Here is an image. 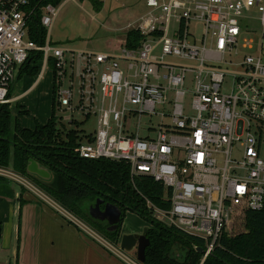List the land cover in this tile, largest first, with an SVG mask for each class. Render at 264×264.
I'll list each match as a JSON object with an SVG mask.
<instances>
[{"label":"built area","instance_id":"obj_1","mask_svg":"<svg viewBox=\"0 0 264 264\" xmlns=\"http://www.w3.org/2000/svg\"><path fill=\"white\" fill-rule=\"evenodd\" d=\"M145 16L131 29L142 39L136 48L124 41L118 54L68 50L52 45L58 10L41 8L45 43L28 38L36 6L32 0H0V105L27 61L40 53L37 83L51 67L59 111L96 119L92 134L75 149L79 158L125 162L130 177L145 176L162 186L161 208L149 200L152 218L167 227L205 241L204 258L223 235L237 234L245 211L264 208V34L260 55L245 56L243 72H229L241 33L239 19L252 10L264 28V0H144ZM190 23L202 25L197 40ZM176 27L171 30V25ZM172 33V34H171ZM170 57L182 64L165 63ZM191 89H186V75ZM80 80L73 105V79ZM226 76L228 89H222ZM191 95L190 117L183 108ZM166 109V112L159 111ZM144 115L162 120L153 137L126 127ZM237 155L238 157H235ZM0 178L15 183L52 207L76 228L110 249L126 264L136 257L114 246L56 202L28 178L0 167ZM37 191V193L35 192Z\"/></svg>","mask_w":264,"mask_h":264},{"label":"trees","instance_id":"obj_2","mask_svg":"<svg viewBox=\"0 0 264 264\" xmlns=\"http://www.w3.org/2000/svg\"><path fill=\"white\" fill-rule=\"evenodd\" d=\"M64 1L32 0L37 11L28 28V38L32 42L39 46L45 43L46 31L40 24L41 8L46 5L57 8ZM80 1L89 2L95 11L102 8L99 0ZM141 39L139 31L129 30L125 34L124 46L136 48ZM41 58L40 53L30 57L18 78L25 74L35 75L39 67L33 68L32 65L38 64ZM82 140L79 133L59 125L53 115L44 125L36 124L33 130L24 129L12 119L10 105H0V167L9 168V154L13 148L14 171L31 180L50 199L114 246L119 244L120 224L125 212L135 213L147 221L150 224L146 233L149 246L142 264H264V208L245 211L239 228L242 230L221 236L204 258V251L201 254L196 252V248L205 249L203 239L167 227L152 218L146 200L161 208L169 207L162 202L164 190L160 184L145 176L131 178L125 162L79 158L75 149ZM29 159L48 168L53 174L52 181L44 183L27 175ZM0 182L5 179L0 178ZM97 200L120 209L121 219L115 231H108L106 223L90 217L89 207Z\"/></svg>","mask_w":264,"mask_h":264},{"label":"rangeland","instance_id":"obj_3","mask_svg":"<svg viewBox=\"0 0 264 264\" xmlns=\"http://www.w3.org/2000/svg\"><path fill=\"white\" fill-rule=\"evenodd\" d=\"M58 13L53 23L50 38L52 45H63L65 49L93 52V53H116L120 49V43L125 39L127 27L138 20L147 9L143 0H111L106 9L95 11L91 4L87 1L67 0L57 7ZM241 33L238 38V48L230 58L232 66H229L228 71L234 73L243 72L240 66L242 59L245 56L258 57L260 55L259 45L262 41L264 28L260 22V16L254 10L243 13L239 19ZM176 25H171V30ZM189 31L194 37L199 40L202 37V25L200 23H190ZM172 34V33H171ZM264 44V42H263ZM264 49V45H263ZM165 63L182 64L177 59L166 57ZM40 66V63L32 65L33 68ZM39 72V71H38ZM38 72L33 75H22L14 84L11 97H15L27 90L34 84L38 77ZM17 77L18 71L16 72ZM192 74L186 75V89H191L189 80ZM231 77L226 76L222 85V89H228L231 84ZM80 80L75 76L73 79V105L77 103ZM26 95L12 101L10 105V114L12 119H16L19 125L28 130H33L36 124L44 125L52 115L57 120L58 124L63 125L66 130H74L79 134H92L96 128V119L91 116L86 120L82 115L73 114L72 121L69 124L64 120V117L69 116L67 111H59L56 103L53 110V78L51 67L45 71L41 79L36 83ZM191 95L188 94L183 104L185 113L190 117L194 113L190 109ZM159 111L166 112L167 110L159 108ZM162 118L157 115L150 117L144 115L141 118L135 119L133 123H127L126 127L134 132L138 131L141 137H153L156 131H149L151 126L157 129ZM264 151V150H263ZM14 149H10L9 168L14 167ZM235 157H238L235 155ZM6 182H9L5 180ZM37 193V191H35ZM32 194V193H31ZM33 195V194H32ZM231 229L239 228L237 217L233 219ZM150 224L130 211L125 212L120 224V234H141L143 229L149 228ZM238 228V229H239ZM240 230V229H239ZM129 254V253H128ZM130 256L135 258V253Z\"/></svg>","mask_w":264,"mask_h":264},{"label":"crops","instance_id":"obj_4","mask_svg":"<svg viewBox=\"0 0 264 264\" xmlns=\"http://www.w3.org/2000/svg\"><path fill=\"white\" fill-rule=\"evenodd\" d=\"M99 1L102 3V10L111 2ZM146 13L130 24L127 31ZM118 53L119 51L109 54ZM36 85L32 84L23 93L11 97V100L26 95ZM0 264L126 263L30 192L15 183L5 181L0 182Z\"/></svg>","mask_w":264,"mask_h":264},{"label":"water","instance_id":"obj_5","mask_svg":"<svg viewBox=\"0 0 264 264\" xmlns=\"http://www.w3.org/2000/svg\"><path fill=\"white\" fill-rule=\"evenodd\" d=\"M26 173L44 183H49L53 179L52 172L34 159L28 160ZM89 215L94 220L105 222L109 226L108 231L111 232L118 228L121 219L120 209L111 203H104L103 200H97L94 206L89 207ZM146 233L147 228L143 229L141 234H124L119 238V248L129 254L134 252L140 264L144 262L145 250L149 246ZM196 252L201 254L203 250L196 248Z\"/></svg>","mask_w":264,"mask_h":264},{"label":"flooded vegetation","instance_id":"obj_6","mask_svg":"<svg viewBox=\"0 0 264 264\" xmlns=\"http://www.w3.org/2000/svg\"><path fill=\"white\" fill-rule=\"evenodd\" d=\"M103 209V208H102ZM105 223V222H104ZM108 228H109V226H108Z\"/></svg>","mask_w":264,"mask_h":264}]
</instances>
